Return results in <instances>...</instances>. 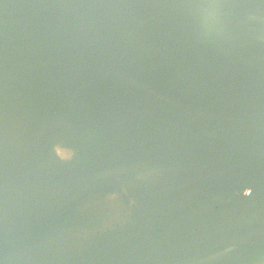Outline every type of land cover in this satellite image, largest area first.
<instances>
[{"label":"water","instance_id":"1","mask_svg":"<svg viewBox=\"0 0 264 264\" xmlns=\"http://www.w3.org/2000/svg\"><path fill=\"white\" fill-rule=\"evenodd\" d=\"M0 264H264V0H0Z\"/></svg>","mask_w":264,"mask_h":264},{"label":"snow or ice","instance_id":"2","mask_svg":"<svg viewBox=\"0 0 264 264\" xmlns=\"http://www.w3.org/2000/svg\"><path fill=\"white\" fill-rule=\"evenodd\" d=\"M252 195V191L250 193H247L245 197H250Z\"/></svg>","mask_w":264,"mask_h":264}]
</instances>
